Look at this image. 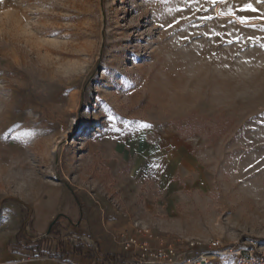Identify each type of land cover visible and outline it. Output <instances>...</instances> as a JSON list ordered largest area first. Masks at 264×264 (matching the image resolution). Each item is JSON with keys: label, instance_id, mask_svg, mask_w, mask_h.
Wrapping results in <instances>:
<instances>
[{"label": "rangeland", "instance_id": "obj_1", "mask_svg": "<svg viewBox=\"0 0 264 264\" xmlns=\"http://www.w3.org/2000/svg\"><path fill=\"white\" fill-rule=\"evenodd\" d=\"M261 45L264 0H0V264L59 215L129 264L264 245Z\"/></svg>", "mask_w": 264, "mask_h": 264}, {"label": "built area", "instance_id": "obj_2", "mask_svg": "<svg viewBox=\"0 0 264 264\" xmlns=\"http://www.w3.org/2000/svg\"><path fill=\"white\" fill-rule=\"evenodd\" d=\"M137 240L131 239L125 250L136 245ZM142 256L139 264H210L215 261H225L226 264H264V245H247L238 243L226 247L220 240H210L206 243L192 241L187 245L186 257L180 258L178 249L170 246L166 249L152 251L147 243L142 245ZM180 258V259H179Z\"/></svg>", "mask_w": 264, "mask_h": 264}, {"label": "trees", "instance_id": "obj_3", "mask_svg": "<svg viewBox=\"0 0 264 264\" xmlns=\"http://www.w3.org/2000/svg\"><path fill=\"white\" fill-rule=\"evenodd\" d=\"M62 217L63 215H59L50 223L46 235H37L35 238L29 237L25 231L26 228L22 227L16 237L17 243L34 259L48 258L72 264L73 260L81 257L90 264H129L113 255H101V257L97 255V257L94 248L85 252L83 245L70 244L68 241L70 237H65L61 232ZM67 221L70 226L78 228V223H74L70 219Z\"/></svg>", "mask_w": 264, "mask_h": 264}, {"label": "crops", "instance_id": "obj_4", "mask_svg": "<svg viewBox=\"0 0 264 264\" xmlns=\"http://www.w3.org/2000/svg\"><path fill=\"white\" fill-rule=\"evenodd\" d=\"M56 207H57V203H55V208L51 207L49 210L43 209L41 217H44L48 221L45 222L44 225L35 228L36 231L44 232L48 229L50 220L53 218ZM84 261H86V260H84ZM28 262H29L28 264H67V263H64V262H61V261H58L55 259H48V258L47 259L43 258V259L28 260Z\"/></svg>", "mask_w": 264, "mask_h": 264}, {"label": "snow or ice", "instance_id": "obj_5", "mask_svg": "<svg viewBox=\"0 0 264 264\" xmlns=\"http://www.w3.org/2000/svg\"><path fill=\"white\" fill-rule=\"evenodd\" d=\"M245 10H248V11H255L254 8H252L251 5H247L244 9H241V11H245ZM228 15H234V12L230 9L229 12H228ZM239 23L241 24H244L247 22V18L246 17H238L237 18ZM262 47H264V45H261ZM141 127H144V128H150L151 125H148L146 123L142 124Z\"/></svg>", "mask_w": 264, "mask_h": 264}]
</instances>
